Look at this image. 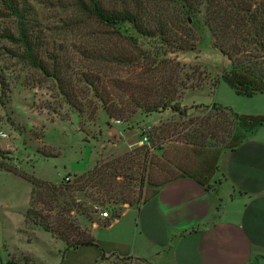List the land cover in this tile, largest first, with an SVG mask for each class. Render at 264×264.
<instances>
[{
    "label": "rangeland",
    "instance_id": "1",
    "mask_svg": "<svg viewBox=\"0 0 264 264\" xmlns=\"http://www.w3.org/2000/svg\"><path fill=\"white\" fill-rule=\"evenodd\" d=\"M26 2L32 6L39 23V36L45 43L46 55L55 54L60 57L62 65H69L65 78L71 81V99H66L56 89L54 80L7 54L6 48L11 46L0 38V163L7 168H0V240L3 249L10 254L8 257L4 255L1 261L50 264L64 249L57 247L61 242L58 238L51 235L53 239L48 241L50 234L34 224L33 217L28 223L26 221V213L31 208V179L57 186L64 181L65 185L72 186L63 193L46 192L44 188L42 195L35 197L32 210L46 218L59 216L67 220V224L73 225L71 230L76 229L73 235L79 237L81 231L89 234L93 223L118 216L129 203L120 195L101 198V194L93 196L92 190L77 191L83 188L78 178L89 171L80 172L94 168L97 161L108 163L135 152L118 167L123 169L118 171L121 177L117 179L121 190L135 198L150 148L157 149L169 142L162 138L170 137L168 130H173L176 123L183 133H189L192 125L189 117L163 122L165 126L163 123L142 125L140 121L145 120L144 116L155 114V120L158 114H148L138 106L158 101L153 88L158 87L166 73L152 71L147 62L125 66L92 59L93 50L102 55L122 53L132 56L134 52L110 30L77 17L71 0ZM106 4L117 8L122 3L121 0H106ZM7 26H10L9 22H0V30ZM169 56L181 65V81L195 76L199 80L205 78L209 86L186 91L182 105L189 108L190 114L195 112L190 109L193 105L221 103L241 112H248L252 104V107L254 104L264 106V98L256 95L259 84L242 73L230 72V61L214 47V40L208 32L196 51H179ZM83 73L95 80L97 87L81 84L79 78ZM225 74L227 76L222 79ZM217 82L220 83L217 85ZM74 106L82 108V112L79 113ZM241 118L229 129L233 133L245 119ZM108 120L121 121L131 129L141 130V136L148 137L141 145L146 147L143 150L134 147L117 157L111 151H105L113 141V137L103 140L101 137V131H107ZM129 140L130 137L125 136L123 142L126 144ZM48 195L49 199L46 198ZM104 212L110 217L103 218L101 213ZM50 219L46 220L47 223L57 229L59 224ZM37 254L42 259H38Z\"/></svg>",
    "mask_w": 264,
    "mask_h": 264
},
{
    "label": "crops",
    "instance_id": "2",
    "mask_svg": "<svg viewBox=\"0 0 264 264\" xmlns=\"http://www.w3.org/2000/svg\"><path fill=\"white\" fill-rule=\"evenodd\" d=\"M249 78L259 84L257 97L264 98V81ZM221 105L245 117L227 144L200 147L169 141L152 150L141 203L93 223L89 231L97 246L67 249L58 242L64 250L50 264H264V106L252 104L241 112ZM190 109L195 112L188 108L189 118L208 112L205 105ZM156 114L155 120L154 114L140 122L158 126L180 118L169 110ZM107 126L101 137H113L105 151L114 156L143 145L141 130L116 120H108ZM125 136L130 137L126 144ZM47 237L52 241L51 234ZM4 255L10 256L0 240V264H13L2 262Z\"/></svg>",
    "mask_w": 264,
    "mask_h": 264
},
{
    "label": "trees",
    "instance_id": "3",
    "mask_svg": "<svg viewBox=\"0 0 264 264\" xmlns=\"http://www.w3.org/2000/svg\"><path fill=\"white\" fill-rule=\"evenodd\" d=\"M121 3L120 7L115 8L108 6L106 0H71L77 17L110 30L134 52L132 56L122 53L102 55L93 50L89 53L92 59L125 66L144 65L147 62L152 71L166 73L160 76L158 87L153 88L158 101L147 106H138L146 113L170 110L180 118H188V108L181 105L185 91L202 89L207 86V82L205 78L199 80L195 76L187 77L185 82L181 81V65L169 54L196 51L205 32L213 38L214 47L230 61L233 71L260 82L264 81V0H121ZM0 22L10 23V26L0 30V38L11 46L6 48L7 54L54 80L56 89L70 100L71 81L65 78L69 65H62L60 57L55 54L46 55L48 52L39 36V23L35 19L32 6L26 0H0ZM193 73H196V70ZM79 81L81 84L88 83L93 88L97 87L96 81L90 79L87 74L83 73ZM74 107L79 113L83 110L79 106ZM206 109L208 112L204 116L189 119L192 125L189 133L179 130L176 123L173 130H168L170 137L161 138L200 147L224 145L232 137L233 130L229 129L236 125L239 115L231 108L217 103L206 106ZM145 147L146 145L136 150H143ZM155 149L150 148L151 151ZM151 151L147 156L135 198L126 194L117 184V179L121 177L118 171L123 169L118 167L122 166V163L124 165L135 152L108 163L97 161L92 170L78 178L80 187L83 188L77 191L92 190L93 196L101 194V198L120 195L129 206L139 205ZM0 168L7 169L1 163ZM12 171L17 173L16 170ZM30 181L33 189L31 208L26 213L27 223L33 217L34 224L63 241L67 249L97 246L90 232L85 235L80 230L81 236L78 237L73 235L76 229L71 230L73 225L67 224V220L59 216H48L49 219H54L52 223L59 224L57 229H53L46 221L48 218L32 210L35 197L42 195L44 188L45 191L63 193L72 189V186L65 185L64 181L58 186L38 179ZM46 198L49 199V195Z\"/></svg>",
    "mask_w": 264,
    "mask_h": 264
},
{
    "label": "built area",
    "instance_id": "4",
    "mask_svg": "<svg viewBox=\"0 0 264 264\" xmlns=\"http://www.w3.org/2000/svg\"><path fill=\"white\" fill-rule=\"evenodd\" d=\"M1 136H4V137H5L4 134H2ZM147 140H148V137H147V135H145V136L142 138V143L145 142V141H147ZM101 216H102L103 218H108V217H110L109 214H108L107 212L101 213Z\"/></svg>",
    "mask_w": 264,
    "mask_h": 264
}]
</instances>
